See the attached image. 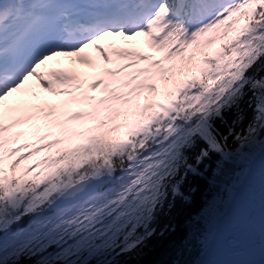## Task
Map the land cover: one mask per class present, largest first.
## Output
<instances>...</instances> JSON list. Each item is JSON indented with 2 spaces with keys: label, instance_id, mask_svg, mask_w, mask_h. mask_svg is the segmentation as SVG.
<instances>
[{
  "label": "snow or ice",
  "instance_id": "1",
  "mask_svg": "<svg viewBox=\"0 0 264 264\" xmlns=\"http://www.w3.org/2000/svg\"><path fill=\"white\" fill-rule=\"evenodd\" d=\"M208 174L176 264H264V0H0V264H132Z\"/></svg>",
  "mask_w": 264,
  "mask_h": 264
},
{
  "label": "trees",
  "instance_id": "2",
  "mask_svg": "<svg viewBox=\"0 0 264 264\" xmlns=\"http://www.w3.org/2000/svg\"><path fill=\"white\" fill-rule=\"evenodd\" d=\"M192 187L195 191L187 193L190 199L178 202L167 216L161 218L157 233L148 240L147 247L132 264H176L191 259L190 253L195 251L199 238L194 219L201 206L216 194L211 174L207 179L198 178ZM165 225L169 227L165 228ZM161 230L163 235L159 234Z\"/></svg>",
  "mask_w": 264,
  "mask_h": 264
}]
</instances>
